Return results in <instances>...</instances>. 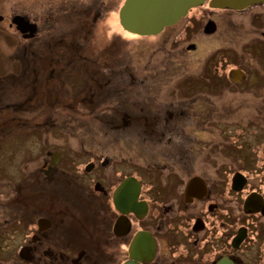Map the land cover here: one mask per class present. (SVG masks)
Instances as JSON below:
<instances>
[{
	"label": "flooded vegetation",
	"instance_id": "flooded-vegetation-1",
	"mask_svg": "<svg viewBox=\"0 0 264 264\" xmlns=\"http://www.w3.org/2000/svg\"><path fill=\"white\" fill-rule=\"evenodd\" d=\"M106 1L0 0V33L7 32L9 44L20 48L19 75L43 63V49L51 52L49 65H107L109 59L90 52L104 44L98 34L115 16ZM210 1L152 36L170 32L165 34V44L172 41L168 51L181 50L163 72L162 65L146 75L129 73L118 89L94 91L99 81L83 76L85 86L90 83L84 114L92 116L87 103H96L111 118L97 123L99 137L90 136L87 129L95 123L88 122L89 128L80 127L86 129L84 137H60L56 145L36 139L39 152L22 157L14 169L19 177L13 178L12 170L6 190L0 182V232L6 239L2 264H264V118L242 122L246 115L226 104L228 94L240 87L255 94L249 78L261 77L263 115L264 31L261 39L246 44L245 59L259 64L255 74L237 67L244 76L235 80L234 69L223 70L231 60L226 56L212 58L211 70L171 80L170 72L182 68L179 57L197 51L194 42L182 46L186 41L232 29L220 25L219 11L225 17L256 16L264 22V4L235 11L210 8ZM124 2L117 14L121 32ZM18 17L27 22L22 21V30ZM212 22L216 28L210 34ZM244 50L238 53L242 56ZM36 77L40 83L41 76ZM41 92L38 87L40 104ZM98 92L104 93L95 101ZM107 99L112 105L104 108ZM57 105L53 103L54 110ZM3 107L1 115L8 114ZM14 111L2 119V135L22 127L43 132L47 125L20 117L17 112L27 111L22 102L15 103ZM251 124L262 126L259 139L246 136Z\"/></svg>",
	"mask_w": 264,
	"mask_h": 264
},
{
	"label": "rangeland",
	"instance_id": "rangeland-1",
	"mask_svg": "<svg viewBox=\"0 0 264 264\" xmlns=\"http://www.w3.org/2000/svg\"><path fill=\"white\" fill-rule=\"evenodd\" d=\"M122 0H107L105 5L114 11L115 16L109 17L107 23L98 34V37L102 39L100 43L104 42L106 48L104 49V44L101 43L98 50H91V54L95 57H101L109 59L107 65H87L85 67H78L76 65L60 64L49 65L46 63V59L49 58L50 51L41 52L43 55V63L38 65H32L28 67L27 72L24 75H19L21 71L19 60L21 59V52L19 47H12L9 44V35L7 32L0 33V105L3 106L4 112L11 113L14 111L15 103L22 102L23 106L27 107V111L24 113L17 112L20 117L27 118L28 121H32V124L39 122H46L47 125L41 132L39 129H34L32 127L27 128H16L14 130H9L8 133H0V182L1 185H5L7 189L8 186H11L13 179L11 178V171L18 169L22 157L29 155L32 150L37 153L39 145L35 143L36 139H41L42 142H48L53 145L59 144V138L63 137H84L85 136V125L89 128L88 122L95 123L94 127L87 129L91 134L90 136L99 137L100 131L97 123L99 121H104L107 117L111 118V114H108L107 117L103 116V106L100 105H89V114L92 116L85 115L83 112V99L86 98V94L89 93V81H87V86L84 84V75H91L93 78H96L99 82L91 91L94 90H113L118 89L121 85L120 80L122 77H126L129 73L132 74H149L152 73V69H157L159 66L161 72L163 69H167L169 60L172 59L176 54L180 53L179 50H170V43L165 44V34L162 37H135V35L128 33L126 31H120L118 27V10ZM219 11L217 15L222 18V26H231L232 29H220L221 32L215 37L207 38L201 35H197L194 38H190L182 46H185L188 42H194L197 45V51L195 53L185 54L179 57V63H182L181 70L171 71V80L175 81L179 78L180 75L187 73H201L203 70H211L213 67L211 65L212 58L217 59L219 57L228 56L229 59L225 62L223 70L226 73H229L232 69L238 70L237 67L245 69V71L255 74L253 72L254 68L259 67L257 60H247L245 59L248 56V51L246 44L250 42L251 38L259 37L262 38L261 32L264 31V22L258 17H250L248 15H239L234 17H225V13ZM222 32H226V35H221ZM106 34V36H105ZM118 35L123 37V41H117ZM105 36V38H104ZM165 38H164V37ZM116 38V40H115ZM245 44V45H244ZM113 45V46H112ZM14 48V49H13ZM95 48V46L93 47ZM173 49L175 47H172ZM245 49V53L241 56L238 52L240 49ZM254 51H259V45L253 46ZM165 51V53H164ZM236 53H235V52ZM232 52V53H231ZM224 55V56H223ZM240 56L242 58H240ZM232 57L236 58L234 63ZM255 58L259 56L254 55ZM119 59L121 60L119 63ZM39 63V62H38ZM89 68V69H88ZM220 71V72H223ZM217 71V69H216ZM38 74L41 82L38 83L36 77ZM12 76V77H11ZM20 76V77H19ZM244 76V75H243ZM9 77L11 82L8 80ZM253 78V79H252ZM249 78L252 84L251 91L256 92L250 93L247 87H240L235 90L234 93L228 94V99L230 103L227 105H232L238 108V111L243 112L240 116H245L246 121L241 119L242 122L249 121L253 123V117L261 118V87L263 86V81L258 77ZM9 81L6 85H2L1 82ZM100 83L102 84L100 86ZM99 84V85H98ZM222 84V83H221ZM50 86L48 90L45 91V86ZM80 85V86H79ZM79 86V87H78ZM38 87L42 88V104L38 100ZM78 87V88H77ZM76 89V92L73 91ZM104 93V92H103ZM103 93H97L95 101H97ZM59 95L58 98L54 96ZM79 95L82 99H76ZM89 95V94H88ZM258 95V96H257ZM80 101L81 103L76 105L74 102ZM105 107L112 105L107 99ZM264 101V100H263ZM57 102V106L54 110L53 103ZM10 104V105H9ZM96 106V107H95ZM88 106H86L87 108ZM0 113V123L4 117H8V114ZM115 114V113H113ZM13 115V114H12ZM17 115V116H18ZM23 115V116H22ZM116 115V114H115ZM238 116V115H237ZM259 118L255 122L259 123ZM104 119V120H103ZM55 122L56 127L49 129L48 122ZM8 126L10 125L11 120L7 121ZM248 123V122H247ZM81 124V125H79ZM84 127L80 129V127ZM250 129L247 130V137H256L259 139L262 136L261 127L257 124L254 127L253 124L250 126ZM247 129V128H246ZM4 131V127L0 128V132ZM254 132H257L256 135ZM31 147H35L31 149ZM47 150H50L48 148ZM244 154H250V152L244 151ZM13 178L19 177V173H16L15 170L12 173ZM4 178H8L5 180ZM5 237L3 232H0V264H2L3 257L5 256Z\"/></svg>",
	"mask_w": 264,
	"mask_h": 264
},
{
	"label": "water",
	"instance_id": "water-1",
	"mask_svg": "<svg viewBox=\"0 0 264 264\" xmlns=\"http://www.w3.org/2000/svg\"><path fill=\"white\" fill-rule=\"evenodd\" d=\"M206 0H125L119 14L120 24L123 29L138 36H156L164 28L174 25L185 17L189 10L202 6ZM264 4V0H211L209 7L213 9L244 10L252 5ZM18 29L22 17H18ZM27 23V22H26ZM215 24L208 26L207 33L215 32ZM243 73L240 70L232 71L235 80H240ZM127 264H136L128 262Z\"/></svg>",
	"mask_w": 264,
	"mask_h": 264
},
{
	"label": "trees",
	"instance_id": "trees-1",
	"mask_svg": "<svg viewBox=\"0 0 264 264\" xmlns=\"http://www.w3.org/2000/svg\"><path fill=\"white\" fill-rule=\"evenodd\" d=\"M46 90H48V88H47V89H45V91H46Z\"/></svg>",
	"mask_w": 264,
	"mask_h": 264
}]
</instances>
